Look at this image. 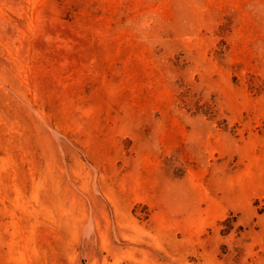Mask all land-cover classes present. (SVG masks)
Wrapping results in <instances>:
<instances>
[{
    "label": "rangeland",
    "instance_id": "obj_1",
    "mask_svg": "<svg viewBox=\"0 0 264 264\" xmlns=\"http://www.w3.org/2000/svg\"><path fill=\"white\" fill-rule=\"evenodd\" d=\"M0 264H264V0H0Z\"/></svg>",
    "mask_w": 264,
    "mask_h": 264
}]
</instances>
